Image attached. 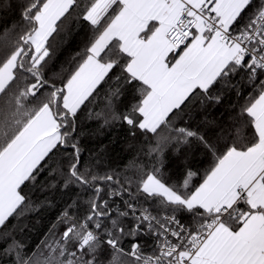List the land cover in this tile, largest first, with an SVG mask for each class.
<instances>
[{"label": "snow or ice", "instance_id": "6c2138e0", "mask_svg": "<svg viewBox=\"0 0 264 264\" xmlns=\"http://www.w3.org/2000/svg\"><path fill=\"white\" fill-rule=\"evenodd\" d=\"M0 264H264V0H0Z\"/></svg>", "mask_w": 264, "mask_h": 264}, {"label": "trees", "instance_id": "16d2710c", "mask_svg": "<svg viewBox=\"0 0 264 264\" xmlns=\"http://www.w3.org/2000/svg\"><path fill=\"white\" fill-rule=\"evenodd\" d=\"M86 31V22L76 20L75 22L70 24L69 30L66 34L61 33V36L57 37L56 41H54L53 43L54 47L57 49L56 56L58 62L65 61L71 54L80 50ZM231 99L232 97L226 99L225 104H227ZM96 110L98 111L99 109ZM222 110L223 109H221V111ZM80 127L83 129L84 133L81 137V140L85 149L96 147L97 143L100 140H102L105 144H109V141H112L109 146L113 150L115 159L119 162L125 158L126 154L122 150L124 147L126 136L125 128H122L118 125L111 129L104 130L103 134L97 136V122L95 120L89 119L86 115L80 121ZM200 159L201 157L199 155H197L195 158L189 156L187 162L196 165L199 163ZM184 163L185 160L182 157L176 160V164L173 165L171 169V172L174 173L172 177L173 180L177 179V175H175V173H177V166L183 165ZM193 170H195V167L193 168ZM202 172L203 165H201V173ZM196 179H199V177H197ZM68 199L69 197L67 195L55 196L54 206L39 215H33L30 219L31 230H26L22 235H18V238L27 241L30 246L38 242V240L42 238V234L47 230V225L49 224V222L55 219L64 202ZM37 220H39V223L36 222Z\"/></svg>", "mask_w": 264, "mask_h": 264}]
</instances>
